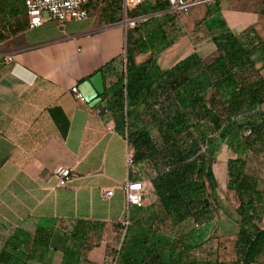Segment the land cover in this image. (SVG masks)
Wrapping results in <instances>:
<instances>
[{
    "label": "trees",
    "instance_id": "16d2710c",
    "mask_svg": "<svg viewBox=\"0 0 264 264\" xmlns=\"http://www.w3.org/2000/svg\"><path fill=\"white\" fill-rule=\"evenodd\" d=\"M98 1L106 4L108 23L122 21V0ZM146 2L126 12L136 19L170 9L162 0ZM214 4L216 9L206 4L197 25L216 46L210 60L193 53L162 70L156 60L162 51L155 54L152 46L167 41V34L152 17L128 30L126 58L99 70L106 80L102 112L112 114L155 195L150 204L132 208L118 264H263L264 194L254 164L264 157V39L254 27L235 34L218 0ZM149 51L152 56L137 64V55ZM224 143L234 155L228 191L239 200L240 229L236 239L208 250L213 234L207 232L219 208L214 164ZM104 230L103 224L79 221L58 231L73 246L66 264H79L81 250L99 247ZM50 245L48 234L17 229L0 250V264H45ZM114 254L109 245L106 256Z\"/></svg>",
    "mask_w": 264,
    "mask_h": 264
},
{
    "label": "crops",
    "instance_id": "0c3cea01",
    "mask_svg": "<svg viewBox=\"0 0 264 264\" xmlns=\"http://www.w3.org/2000/svg\"><path fill=\"white\" fill-rule=\"evenodd\" d=\"M218 3L235 34L254 27L264 39L263 0L241 9L236 0ZM105 7L103 1L93 3L92 18L81 22L60 23L45 14L44 24L32 29L23 0L0 3V250L17 229L41 232L51 244L45 264L70 263L73 246L58 231L84 221L103 224L113 235L126 217L125 183L142 180L137 166L128 168V140L112 114L102 112L103 95L91 107L73 92L106 64L126 58L128 29L123 21L108 23ZM188 46L179 38L159 53L158 66L167 70L193 53L204 60L216 54L210 40L194 51ZM152 54H138L137 64ZM60 167L73 170L64 188L56 176ZM104 190L113 196L104 199ZM150 191L146 205L155 200ZM106 243L81 250L79 264H104Z\"/></svg>",
    "mask_w": 264,
    "mask_h": 264
},
{
    "label": "rangeland",
    "instance_id": "374dc122",
    "mask_svg": "<svg viewBox=\"0 0 264 264\" xmlns=\"http://www.w3.org/2000/svg\"><path fill=\"white\" fill-rule=\"evenodd\" d=\"M157 1L158 0H147L146 4L155 5ZM260 1L261 0H253V1L236 0L240 9L246 8L247 5L248 8H251L255 2L256 4H258L260 3ZM215 2L211 3V6L214 7V9H216V6L214 4ZM208 6L210 5L193 7L188 14L174 15L169 9L167 11L158 12L147 16L148 19L152 17L159 19L160 23H162L167 34V41L161 40L163 44H157V45L155 44V46H152V49H155L153 50L154 53L156 54L157 53L156 50L159 48L163 52V46H170L171 41H174L179 38H184L187 40L189 44L188 46L189 52L190 50L194 51L196 49H200L198 45L203 42L206 43V46H208V40L205 38V34L201 32L202 31L201 29L197 30V25L204 18ZM120 17L121 20L123 21V24H127L126 20L133 19V15H131L130 12L128 13L126 11H123ZM91 18L92 17L89 15L88 19ZM137 25L135 26V25L127 24L126 27L128 30L133 31L137 27ZM214 55L215 53H207L205 56L208 57H206L205 60L206 61L210 60ZM157 56L158 55H156V57ZM262 73L264 75V69ZM232 157H234V155L229 145L227 143H224L217 154L216 162L214 164L215 174L219 182V187L214 197L219 203L218 204L219 208L215 216V222L207 232L208 233L207 236H209L210 233L213 234L212 240L206 246V249L208 250L213 249L214 246L213 244L216 245L218 241L222 243L228 240L236 239V236L240 229L241 218L237 212V208L239 206V200L234 192L228 191V184H229L228 161ZM137 168L140 172L139 178L142 179L144 175L143 173L144 168H142L141 166L140 167L137 166ZM254 170H255L254 171L255 174L258 175V177L260 178V188L262 193L264 194V157L260 158L258 161L255 162ZM146 197H148L149 199L151 197L150 184L148 183L146 185ZM260 226L264 228V216L262 222L260 223ZM102 240L104 241L105 244L106 241H108V243L116 241V238L110 235L106 231L103 232L101 241ZM106 245L107 247L109 246L107 243ZM227 246L231 247V244L227 242ZM261 262L264 264V257Z\"/></svg>",
    "mask_w": 264,
    "mask_h": 264
},
{
    "label": "built area",
    "instance_id": "2783aa9c",
    "mask_svg": "<svg viewBox=\"0 0 264 264\" xmlns=\"http://www.w3.org/2000/svg\"><path fill=\"white\" fill-rule=\"evenodd\" d=\"M15 1V0H0L1 2ZM27 8V15L29 19L30 28L34 29L44 24V15L47 14L51 19L64 23L70 20L81 22L89 18V11L87 6L98 0H23ZM125 11L136 8L142 5L146 0H122ZM170 6V10L174 15L188 14L189 11L196 6L210 4L217 0H164ZM148 20L147 16H141L136 19L126 20L127 24L137 25ZM125 24V26H127ZM8 62L13 59L9 57ZM73 92L77 94L79 99L83 100L78 88H74ZM109 111L106 110V114ZM127 165L130 170L136 167L134 161V150L132 149L127 155ZM73 170L68 167H60L56 171L58 185L61 188L67 187L72 179ZM151 183V182H150ZM151 190L154 191L152 184ZM127 202V212L125 219L120 223L117 231L112 235L116 241L109 242V245L116 251L112 256H106L104 264H118L119 254L124 245L128 228L131 225L130 212L131 208H142L146 206V182L139 179H131L124 185ZM114 192L112 190H104L103 198L112 197Z\"/></svg>",
    "mask_w": 264,
    "mask_h": 264
},
{
    "label": "water",
    "instance_id": "95a60500",
    "mask_svg": "<svg viewBox=\"0 0 264 264\" xmlns=\"http://www.w3.org/2000/svg\"><path fill=\"white\" fill-rule=\"evenodd\" d=\"M79 91L83 99L91 104V107L99 105L102 102L101 95L105 93L103 74L98 73L90 81L81 84Z\"/></svg>",
    "mask_w": 264,
    "mask_h": 264
}]
</instances>
